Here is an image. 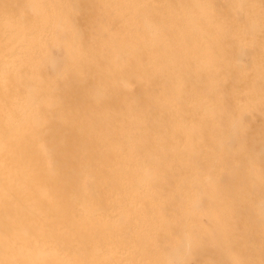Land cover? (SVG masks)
<instances>
[{
  "label": "bare ground",
  "instance_id": "obj_1",
  "mask_svg": "<svg viewBox=\"0 0 264 264\" xmlns=\"http://www.w3.org/2000/svg\"><path fill=\"white\" fill-rule=\"evenodd\" d=\"M234 18L226 0H0V264H264V200L227 234L190 225L191 156L158 107L163 62L208 69L201 36L247 59Z\"/></svg>",
  "mask_w": 264,
  "mask_h": 264
},
{
  "label": "rangeland",
  "instance_id": "obj_2",
  "mask_svg": "<svg viewBox=\"0 0 264 264\" xmlns=\"http://www.w3.org/2000/svg\"><path fill=\"white\" fill-rule=\"evenodd\" d=\"M226 1L234 20L250 36L247 59L240 66L233 65L235 54L215 50L219 42L231 40L227 36L203 37L201 33L207 36L205 27L197 24L204 46L199 58L206 61L208 69L191 68L187 58L178 55L171 64L163 62L161 73L170 79L168 93L174 96L158 106L178 122L171 130L180 133L191 156L192 167L184 162L179 167L184 181L196 185L189 196L190 225L195 224L199 230L212 227L224 234L246 223L252 225L244 215L245 204L258 205L264 200V5L255 0ZM33 2L37 13H43L47 0ZM240 4L244 6L242 13ZM188 10L196 18L195 11ZM215 31L212 29V33ZM32 32L28 28L23 39ZM51 33L47 51L52 57L64 58L62 33ZM23 39H18L14 47ZM139 134L134 135L136 143L140 142Z\"/></svg>",
  "mask_w": 264,
  "mask_h": 264
}]
</instances>
